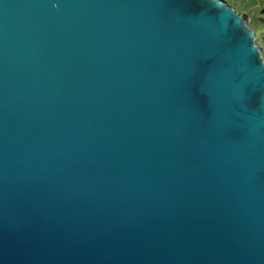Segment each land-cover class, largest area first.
Returning a JSON list of instances; mask_svg holds the SVG:
<instances>
[{"label": "water", "instance_id": "95a60500", "mask_svg": "<svg viewBox=\"0 0 264 264\" xmlns=\"http://www.w3.org/2000/svg\"><path fill=\"white\" fill-rule=\"evenodd\" d=\"M226 0H0V264H264V57Z\"/></svg>", "mask_w": 264, "mask_h": 264}, {"label": "rangeland", "instance_id": "374dc122", "mask_svg": "<svg viewBox=\"0 0 264 264\" xmlns=\"http://www.w3.org/2000/svg\"><path fill=\"white\" fill-rule=\"evenodd\" d=\"M246 19L247 25L256 33V41L260 44L264 39V0H226ZM264 49V42H263ZM264 57V51L262 52Z\"/></svg>", "mask_w": 264, "mask_h": 264}, {"label": "trees", "instance_id": "16d2710c", "mask_svg": "<svg viewBox=\"0 0 264 264\" xmlns=\"http://www.w3.org/2000/svg\"><path fill=\"white\" fill-rule=\"evenodd\" d=\"M263 42H264V39H263ZM263 42L260 43V46H261L262 50L264 51V49H263Z\"/></svg>", "mask_w": 264, "mask_h": 264}]
</instances>
